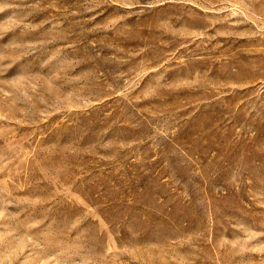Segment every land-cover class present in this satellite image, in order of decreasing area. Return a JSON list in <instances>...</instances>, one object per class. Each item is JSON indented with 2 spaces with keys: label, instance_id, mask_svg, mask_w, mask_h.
Returning a JSON list of instances; mask_svg holds the SVG:
<instances>
[{
  "label": "rangeland",
  "instance_id": "374dc122",
  "mask_svg": "<svg viewBox=\"0 0 264 264\" xmlns=\"http://www.w3.org/2000/svg\"><path fill=\"white\" fill-rule=\"evenodd\" d=\"M0 264H264V0H0Z\"/></svg>",
  "mask_w": 264,
  "mask_h": 264
}]
</instances>
